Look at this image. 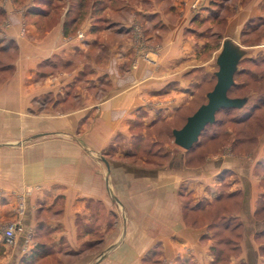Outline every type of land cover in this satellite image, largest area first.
Returning <instances> with one entry per match:
<instances>
[{"label": "crops", "instance_id": "1", "mask_svg": "<svg viewBox=\"0 0 264 264\" xmlns=\"http://www.w3.org/2000/svg\"><path fill=\"white\" fill-rule=\"evenodd\" d=\"M148 2L142 32L108 3L109 27L76 29L69 7L0 0V264H264L263 134L196 169L136 158L202 84L264 59V0Z\"/></svg>", "mask_w": 264, "mask_h": 264}, {"label": "rangeland", "instance_id": "2", "mask_svg": "<svg viewBox=\"0 0 264 264\" xmlns=\"http://www.w3.org/2000/svg\"><path fill=\"white\" fill-rule=\"evenodd\" d=\"M51 1L54 3V6L51 7L50 10L53 11L57 17L60 16L68 7L71 9L72 14L70 17H78L79 19L77 26L75 27L76 29H78V27L81 26L85 20L86 24H91L93 23L92 20H96V26H101L99 28H104L106 26L109 27L112 21H104L103 16H106V13L100 12V9L110 1L111 2L108 3L109 11H106L107 14L109 13V16L112 13L120 16V9L123 8L122 12H127L129 14L128 16L130 21L128 23L133 27V29H141L143 32V29L146 28L143 22L141 24V22L134 19V16L140 14L138 13L140 0H85V5L81 15L78 9L80 0H61V2H56V0ZM148 1L149 0H146L147 4L143 6L144 8L152 7ZM154 1L156 2L155 7H158L160 12H163L164 14L168 12V14L172 13L170 11V8H172V0ZM194 5L196 4H193V8ZM89 16L92 20H89ZM98 16H101V19H96ZM118 16L115 15L114 18H118ZM256 24H258V22H256ZM118 27L120 26L118 25ZM255 35L257 36L254 37ZM255 35L253 36L254 39L251 37L250 40L252 39L257 41L260 39V37L264 35V28H262L261 31ZM245 67L251 72H254L255 75L253 77H240L237 79V82L246 83L248 85L247 88L240 91L229 89L227 93L230 100L238 101V103L236 102L238 106L219 110V112L215 114L213 122L209 123L204 128L190 150L186 151L175 144L174 133L181 130L186 124L188 118H190L201 106L208 102V96L206 95L213 91L214 83L209 85L202 84V89L197 93V95H195V98L187 106L182 108V111L177 115V117L166 123H160V126L158 125L156 128L151 129L152 131L147 128L145 131L144 142L141 144L140 148L136 150V158L139 160L143 159V161H145V165L153 166L154 169L163 168L165 166L169 167L174 164L177 165V163L180 167L186 166L196 169L203 164L207 158L215 156L223 146L228 147L227 145H232L234 139L241 138L247 140L250 139L249 136H253V138L255 137L256 139L257 136L259 137L262 134L264 135V132H260L259 130V128L264 129V126L260 127L256 126V124H252L253 127H243V125L238 126L232 123V121L236 118L243 117L246 114V111L248 112L253 104H261L259 102V98L249 100L250 96L253 97L255 96L254 94L257 93L262 94L261 98L264 97V81L263 83L254 82L255 79L259 78L257 77L259 76L258 74L264 73V66L256 68V66L252 63H247ZM227 81L228 84H231L229 80ZM204 93H206L205 99L203 98ZM259 114V117L256 118L264 122V108ZM251 123H253V121ZM251 128L256 129L255 131H251ZM262 140H264V137L261 141ZM244 150L246 151V149ZM262 188H264V182L262 184ZM113 205L114 208L121 207L118 198H115Z\"/></svg>", "mask_w": 264, "mask_h": 264}, {"label": "water", "instance_id": "3", "mask_svg": "<svg viewBox=\"0 0 264 264\" xmlns=\"http://www.w3.org/2000/svg\"><path fill=\"white\" fill-rule=\"evenodd\" d=\"M228 76L221 77L213 91L208 94V102L201 106L190 118H188L183 128L174 133L175 144L188 151L197 141L204 128L214 120V116L219 110L228 107H237L238 101H232L228 98L227 93L231 84Z\"/></svg>", "mask_w": 264, "mask_h": 264}, {"label": "trees", "instance_id": "4", "mask_svg": "<svg viewBox=\"0 0 264 264\" xmlns=\"http://www.w3.org/2000/svg\"><path fill=\"white\" fill-rule=\"evenodd\" d=\"M51 1V0H50ZM52 2V1H51ZM85 3V0H80V2H79V4H78V6H79V9H81L82 10V8H84V4ZM74 19H77L76 17H74ZM257 34V33H256ZM257 35H255V37H256ZM252 39H254V38H252ZM250 40V42H255L254 40ZM250 63H252L253 65H255L256 66V68H261L262 66H264V59L263 60H261V61H257V62H254V61H252V62H250ZM243 73L242 74H244V76H251V77H253L255 74L254 73H252L249 69H245L244 71H242ZM259 76V78H257V79H255V81L254 82H256V83H263V81H264V73L263 74H258ZM247 84L246 83H241V84H239V85H234L232 88H231V90H235V91H240V90H243V89H245V88H247ZM230 90V91H231ZM261 95L262 94H259V102L261 103V104H257V103H255V104H253L252 106H251V108H250V110H248V112L246 111V114L243 116V117H241V118H236L234 121H232V123L234 124V125H244V126H248V127H253L252 126V124H256V126H260V127H263L264 125V122L263 121H260V120H258L256 117H259V113H260V111L264 108V97H262L261 98ZM261 117V116H260ZM252 118V119H251ZM251 119V120H250ZM253 121V123H251ZM255 129L256 128H251V131H255ZM257 129H258V127H257ZM259 130H260V132H264V129H262V128H259ZM248 132V131H247ZM247 138V137H246ZM249 138H251V139H254L253 138V136H249Z\"/></svg>", "mask_w": 264, "mask_h": 264}, {"label": "built area", "instance_id": "5", "mask_svg": "<svg viewBox=\"0 0 264 264\" xmlns=\"http://www.w3.org/2000/svg\"><path fill=\"white\" fill-rule=\"evenodd\" d=\"M195 8V5H194ZM14 231H15V227L13 225L8 226L4 231H3V235H4V240L6 243L10 244L13 242L14 239Z\"/></svg>", "mask_w": 264, "mask_h": 264}]
</instances>
